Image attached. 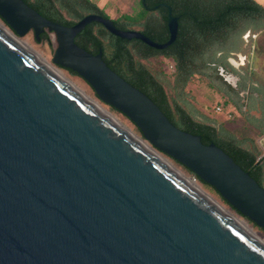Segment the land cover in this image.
I'll return each mask as SVG.
<instances>
[{
  "label": "water",
  "instance_id": "obj_1",
  "mask_svg": "<svg viewBox=\"0 0 264 264\" xmlns=\"http://www.w3.org/2000/svg\"><path fill=\"white\" fill-rule=\"evenodd\" d=\"M167 9L169 36L156 42L99 14L66 26L23 0H0L2 24L15 36L31 30L36 41L53 33L52 62L83 78L141 134L0 27V264H264V243L155 152L263 230L264 187L216 144L174 126L106 65L101 49L92 54L74 42L97 22L119 38L165 49L178 30Z\"/></svg>",
  "mask_w": 264,
  "mask_h": 264
},
{
  "label": "trees",
  "instance_id": "obj_2",
  "mask_svg": "<svg viewBox=\"0 0 264 264\" xmlns=\"http://www.w3.org/2000/svg\"><path fill=\"white\" fill-rule=\"evenodd\" d=\"M23 1L42 16L66 26L72 25L77 19L90 12L108 17L91 0ZM163 2L170 5L173 13L178 15L176 38L165 49H154L140 40L121 39L100 26L101 34L106 35V39H102L101 34L94 32L95 23L87 24L80 34L83 35V40L94 48L93 53L101 49V57L106 65L146 94L174 126L199 135L203 144L210 142L216 144L241 169L264 187V155L259 154L253 142L245 145L222 125H216L214 120L197 113L185 103H179L174 97L170 99L163 87L164 84H161L150 69L139 61L141 58L156 56L172 58L175 63L172 87L182 89L193 75L203 73L202 70L208 66V62L217 51L241 52V45H244L243 35L247 32L262 34V39L256 44L255 50L264 52V5L256 0H145L147 5L152 8L157 5L163 12V23L153 21L142 28V32L156 42H165L168 37L165 24L166 9L160 7V3ZM113 22L120 28L118 18ZM43 39H48V33L43 34ZM210 51L211 56H209ZM258 84L257 92L264 97V84L261 81H258ZM249 120L259 133L264 132V120L255 118ZM184 168L193 174L189 169ZM199 181L209 186L200 179Z\"/></svg>",
  "mask_w": 264,
  "mask_h": 264
},
{
  "label": "rangeland",
  "instance_id": "obj_3",
  "mask_svg": "<svg viewBox=\"0 0 264 264\" xmlns=\"http://www.w3.org/2000/svg\"><path fill=\"white\" fill-rule=\"evenodd\" d=\"M96 3L99 8H101L109 18L113 20L119 19L120 12L126 11L129 13L130 4H134L139 10H135L134 14H129L125 25H120L122 28H137L132 24L140 21V19L145 20L148 18V11H146L142 6L138 5L137 2L132 0H91ZM258 3L264 5V0H256ZM135 2V3H134ZM134 9V8H132ZM128 15V14H127ZM120 20V19H119ZM3 22L0 19V23ZM2 24V23H1ZM4 24V23H3ZM2 24V25H3ZM128 24V25H127ZM6 28L10 31L9 27L4 24ZM127 26V27H126ZM20 40L25 41L36 53H38L42 58H44L51 66H53L59 73H61L65 78L71 81L74 86L81 90L84 94L90 97L93 101L98 103V105L110 113L114 118H116L122 126L133 133L136 136L141 137V134L134 123L123 115L118 110L105 104L94 93L90 85L77 74L71 73L69 70L62 68L52 62L53 52L56 47V41L53 33H48V39H43L41 41H36L32 31H28L23 36L16 35ZM245 44L241 45V54L236 56L235 59L242 64L246 63L252 72L253 80L258 83L261 81L264 84V52H258L255 50V46L262 39V34L258 33H245L243 35ZM142 64L147 66L156 76L158 74L166 75L169 77V68L167 57L156 56L150 57L148 59H140ZM257 78V80H256ZM168 85V84H167ZM169 98H178L177 91L169 86L166 87ZM183 102L188 105L191 109L195 110L197 113L205 115L207 118L215 121L216 125H222L224 129H227L229 133L236 139H241L243 143L249 144L253 142L259 151L260 155H264V132L259 133V131L249 123L246 118L239 112L235 107L230 105L226 100L217 95L213 90L210 80L205 75L195 74L193 75L187 84L182 88ZM178 101V99H177ZM180 102V103H181ZM221 108L220 111H216L215 107ZM163 158L170 162L178 171H180L185 176L191 177L190 174L183 165L179 164L173 158L168 155L157 151ZM218 205L232 214L234 217L243 221L253 233L263 240L264 242V230L256 226L253 222L238 214L233 210L215 191L213 187L206 186L202 184L199 180L196 182Z\"/></svg>",
  "mask_w": 264,
  "mask_h": 264
},
{
  "label": "flooded vegetation",
  "instance_id": "obj_4",
  "mask_svg": "<svg viewBox=\"0 0 264 264\" xmlns=\"http://www.w3.org/2000/svg\"><path fill=\"white\" fill-rule=\"evenodd\" d=\"M133 1L137 2L138 5L142 6L146 11H148V18H146L145 20L140 19L139 22L132 24L134 27H137L135 29H133V28H122L120 25L126 24V21H128L127 16H129V14H131V13L134 14V11L136 9L139 10V6L136 8L134 6V4H130V6H129L130 12L129 13H126V11H123V10H122V12H120V15H119V17H120L119 18L120 19L119 20L120 29L135 30V31H139V32L143 33L142 32L143 26L150 25L153 21L157 22V23L158 22H160V23L164 22L163 12L159 10L157 5H154L152 8L150 5H147L145 3V0H132V2ZM167 6H169L171 8V6L168 5L167 3H164V2L160 3V7H164V9H166V21H165L166 26H167V17H168ZM132 8H134V9H132ZM87 14H98V13L90 12ZM87 14H85V15H87ZM171 14L177 18V22H178V15L173 13L172 8H171ZM106 18H109V17H106ZM80 19H77L75 22H77ZM91 23H95V25L93 27L94 32L97 34H101L102 30H101L100 26L101 27H103V26L97 22H91ZM46 33H49V32L47 30H44L40 34V40L39 41L43 40V34H46ZM80 33H81V31L74 37V42L78 46H80L84 49L86 47L85 50H87L88 52H90L92 54H96L98 51L96 53H93L94 48L90 45V43H87V41L83 40V35H81ZM143 34H145V33H143ZM101 35H102L101 36L102 39H106L105 34L102 33ZM168 36H169V34H168ZM167 39H168V37H167ZM131 40H133V39H131ZM131 40H127V41H131ZM135 40H138V39H135ZM129 44L131 45V43H129ZM244 44H245V41H244ZM240 54H241L240 51H234V50H231V51L219 50V51H217L215 56L213 58H211L212 60L208 62V66L202 70L203 73L200 75H205L210 80V83H211L215 93L217 95L223 97L226 100V102H228L230 105L235 107L237 109V111H239L246 118V120L249 123H251L249 118L250 119L255 118L258 120H264V113H263L264 112L263 111L264 110V97H261L257 92V88H258L259 84L253 80L252 75H251L252 72L250 71L249 66H246V63L245 64L239 63L235 59V57L240 55ZM211 55H212V52L210 51L209 56H211ZM163 57H165V56H163ZM141 59H144V58H141ZM167 62H168V68H169V71H168L169 77H167L166 75H162L161 73L156 76L150 70L151 73L160 81V83L164 84L163 87H164L165 91H166L167 86L173 88L172 85H173L174 72H175V63L172 60V58L167 57ZM170 63H171V67H169ZM173 89H175L177 91V94H179L177 96L178 102L180 103L181 100L183 102L182 89H179V88H173ZM166 93H167V91H166Z\"/></svg>",
  "mask_w": 264,
  "mask_h": 264
},
{
  "label": "bare ground",
  "instance_id": "obj_5",
  "mask_svg": "<svg viewBox=\"0 0 264 264\" xmlns=\"http://www.w3.org/2000/svg\"><path fill=\"white\" fill-rule=\"evenodd\" d=\"M0 27L8 34L10 35L12 38H14L17 42H19L21 45H23L25 48H27L29 51H31L34 55H36L42 62H44L49 68H51L55 73H57L60 77H62L64 80H66L69 84H71L74 88H76L79 92H81L85 97H87L90 101H92L97 107H99L103 112H105L110 118H112L114 121H116L118 124L122 125L116 118H114L110 113H108L106 110H104L103 108H101L98 103H96L95 101H93L90 97H88L86 94H84L81 90H79L76 86H74V84L69 81L67 78H65L61 73H59L53 66H51L44 58H42L38 53H36L25 41L20 40L18 37H16L11 31H9L6 27H4L1 23H0ZM129 131V130H128ZM134 135V134H133ZM155 154L162 159L166 164H168L172 169H174L178 174L186 177L187 180H189L190 182L194 183L190 178L188 179L187 176H185L184 174H182L180 171H178L170 162H168L165 158H163L160 154L156 153ZM196 188L198 190H200L203 194H205L210 200H212L215 204L218 205L217 202H215L199 185L195 184ZM219 206V205H218ZM220 207V206H219ZM221 209H223L226 213H228L232 218H234L238 223H240L244 228H246L250 233H252L255 237H257L253 231L241 220H239L238 218L234 217L232 214H230L228 211H226L224 208L220 207ZM258 238V237H257ZM261 242H263V240H261L260 238H258ZM264 243V242H263Z\"/></svg>",
  "mask_w": 264,
  "mask_h": 264
},
{
  "label": "built area",
  "instance_id": "obj_6",
  "mask_svg": "<svg viewBox=\"0 0 264 264\" xmlns=\"http://www.w3.org/2000/svg\"><path fill=\"white\" fill-rule=\"evenodd\" d=\"M169 67H171V63L169 64ZM215 110L216 111H220L221 108L216 106L215 107ZM195 184H197L196 182H198L199 178L195 175V174H192L191 177H189Z\"/></svg>",
  "mask_w": 264,
  "mask_h": 264
}]
</instances>
